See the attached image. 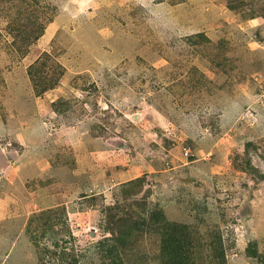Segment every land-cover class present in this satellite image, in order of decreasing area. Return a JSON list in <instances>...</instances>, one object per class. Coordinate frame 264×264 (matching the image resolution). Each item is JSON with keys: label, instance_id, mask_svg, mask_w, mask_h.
<instances>
[{"label": "rangeland", "instance_id": "obj_1", "mask_svg": "<svg viewBox=\"0 0 264 264\" xmlns=\"http://www.w3.org/2000/svg\"><path fill=\"white\" fill-rule=\"evenodd\" d=\"M153 209L264 264V0H0V264H164Z\"/></svg>", "mask_w": 264, "mask_h": 264}, {"label": "trees", "instance_id": "obj_2", "mask_svg": "<svg viewBox=\"0 0 264 264\" xmlns=\"http://www.w3.org/2000/svg\"><path fill=\"white\" fill-rule=\"evenodd\" d=\"M37 69V67L35 68ZM38 71L31 72V78L34 79L35 82L41 81L43 83L41 88H37L38 93L44 92L50 88V82L48 80H44V72L42 70L37 69ZM39 74V75H37ZM55 105L57 104L54 102ZM138 178L133 179L132 181H137ZM139 179H141L139 177ZM149 214V222H147V226L150 224L153 230L160 233L161 236V259L164 264H190L191 256L184 253V249L187 247L186 241L188 239L187 236L178 233H165L164 228L169 223L163 212L158 209H153L148 212ZM134 225H138V222H135ZM173 225V224H171ZM216 238V239H215ZM215 240L211 241V245L215 247L217 251L218 259L220 260L219 264H226V254L225 247L223 243V238L220 234L215 235ZM116 243L121 244L119 238H116ZM119 250L121 249L119 246L111 248L109 251L113 255L112 260H110L107 264H124L122 259L120 258Z\"/></svg>", "mask_w": 264, "mask_h": 264}, {"label": "crops", "instance_id": "obj_3", "mask_svg": "<svg viewBox=\"0 0 264 264\" xmlns=\"http://www.w3.org/2000/svg\"><path fill=\"white\" fill-rule=\"evenodd\" d=\"M47 195V194H46ZM26 200L28 201V203H30L29 202V198H28V196H26ZM11 199V198H10ZM10 201V200H9ZM14 201V200H13ZM13 201H11L10 203H12ZM47 201L49 202V203H51V202H53V199L51 198V196H49V195H47ZM3 205V204H2ZM26 206V205H25ZM24 206V207H25ZM53 206H55V204L54 205H50V206H48V207H53ZM27 207V206H26ZM20 209H18V211H19Z\"/></svg>", "mask_w": 264, "mask_h": 264}, {"label": "built area", "instance_id": "obj_4", "mask_svg": "<svg viewBox=\"0 0 264 264\" xmlns=\"http://www.w3.org/2000/svg\"><path fill=\"white\" fill-rule=\"evenodd\" d=\"M77 218H78V217H77ZM77 218L74 219L75 223H76V221H77Z\"/></svg>", "mask_w": 264, "mask_h": 264}]
</instances>
